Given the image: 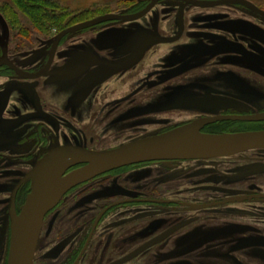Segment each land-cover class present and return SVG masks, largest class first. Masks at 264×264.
<instances>
[{"label":"flooded vegetation","instance_id":"af4514ba","mask_svg":"<svg viewBox=\"0 0 264 264\" xmlns=\"http://www.w3.org/2000/svg\"><path fill=\"white\" fill-rule=\"evenodd\" d=\"M198 1L160 0L140 19L60 40L152 0H124L47 35L20 33L0 10V264L49 154L103 152L195 122L209 134L264 131V17ZM155 34L162 41L145 49L135 40ZM33 264H264V148L93 173L46 212Z\"/></svg>","mask_w":264,"mask_h":264},{"label":"water","instance_id":"95a60500","mask_svg":"<svg viewBox=\"0 0 264 264\" xmlns=\"http://www.w3.org/2000/svg\"><path fill=\"white\" fill-rule=\"evenodd\" d=\"M158 1L160 0H152L146 9L134 15L106 14L77 24L62 31L56 39L60 40L67 33H73L106 21L126 22L140 19ZM189 1L195 3V0ZM231 3L245 5L264 17V11L249 0L198 1V5L202 7ZM119 36L112 37L109 41L120 40ZM135 40L138 43L148 41L149 46L143 47L145 49L162 41V38L156 35L153 38L141 37L140 39L135 38ZM201 125V123L195 122L165 133H155L103 152L68 148L49 154L48 157L36 164L32 176V192L21 214L13 221L9 264H33L46 212L70 187L93 173L109 167L114 168L143 160L169 157L227 156L253 148H264V131L209 134L201 132ZM82 162H87L88 165L63 176L68 168Z\"/></svg>","mask_w":264,"mask_h":264},{"label":"trees","instance_id":"16d2710c","mask_svg":"<svg viewBox=\"0 0 264 264\" xmlns=\"http://www.w3.org/2000/svg\"><path fill=\"white\" fill-rule=\"evenodd\" d=\"M0 10L10 25L24 35L29 34L22 26L21 15L27 17L39 33L47 35L76 21L92 18L99 12L97 9L72 13L62 8L56 0H7L1 3Z\"/></svg>","mask_w":264,"mask_h":264},{"label":"rangeland","instance_id":"374dc122","mask_svg":"<svg viewBox=\"0 0 264 264\" xmlns=\"http://www.w3.org/2000/svg\"><path fill=\"white\" fill-rule=\"evenodd\" d=\"M7 0H0L4 3ZM62 8H66L72 13H79L85 10H99L100 12L114 11L125 6L124 0H56ZM264 7V0H252ZM96 13V14H98ZM94 14V15H96ZM22 26L28 30L27 34L39 33L31 24L29 19L21 15ZM40 35H43L39 33Z\"/></svg>","mask_w":264,"mask_h":264}]
</instances>
